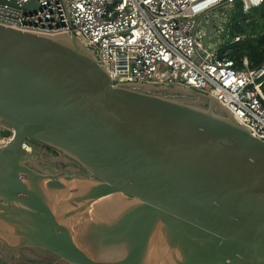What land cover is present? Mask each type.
<instances>
[{
  "label": "water",
  "instance_id": "95a60500",
  "mask_svg": "<svg viewBox=\"0 0 264 264\" xmlns=\"http://www.w3.org/2000/svg\"><path fill=\"white\" fill-rule=\"evenodd\" d=\"M0 122L2 248L69 264H264V140L214 96L115 83L73 32L0 23ZM31 142L86 173L26 158Z\"/></svg>",
  "mask_w": 264,
  "mask_h": 264
},
{
  "label": "built area",
  "instance_id": "2783aa9c",
  "mask_svg": "<svg viewBox=\"0 0 264 264\" xmlns=\"http://www.w3.org/2000/svg\"><path fill=\"white\" fill-rule=\"evenodd\" d=\"M3 1L1 24L45 34L73 32L115 83L183 86L212 95L264 140V60L251 68L244 58L239 68L219 53L227 40L242 39L227 29L236 4L249 13L264 0H6L16 6ZM31 2L36 7L23 8ZM5 131L10 128L0 122V133ZM8 138L0 136V146Z\"/></svg>",
  "mask_w": 264,
  "mask_h": 264
},
{
  "label": "trees",
  "instance_id": "16d2710c",
  "mask_svg": "<svg viewBox=\"0 0 264 264\" xmlns=\"http://www.w3.org/2000/svg\"><path fill=\"white\" fill-rule=\"evenodd\" d=\"M229 19L227 29L230 31V36L243 35L245 38L233 43L227 40L220 49V56L226 53V56L233 59L239 68L243 66L244 58L248 59L251 68L260 66L264 60V3L253 8L249 13H245L241 3H238ZM8 134L11 132H6V135Z\"/></svg>",
  "mask_w": 264,
  "mask_h": 264
},
{
  "label": "flooded vegetation",
  "instance_id": "af4514ba",
  "mask_svg": "<svg viewBox=\"0 0 264 264\" xmlns=\"http://www.w3.org/2000/svg\"><path fill=\"white\" fill-rule=\"evenodd\" d=\"M32 148L38 149V145L34 142L31 143ZM43 148V152H53L54 150L40 144ZM51 150V151H49ZM55 153H57L55 151ZM43 164V163H42ZM82 168L73 161L71 164H66L64 168L58 166L56 170H52L55 173H79ZM86 172L84 171L83 174ZM8 255V256H7ZM0 262L5 264H69L61 260L58 256L45 252L42 250H34L30 248H21V249H10V248H2L0 246Z\"/></svg>",
  "mask_w": 264,
  "mask_h": 264
},
{
  "label": "rangeland",
  "instance_id": "374dc122",
  "mask_svg": "<svg viewBox=\"0 0 264 264\" xmlns=\"http://www.w3.org/2000/svg\"><path fill=\"white\" fill-rule=\"evenodd\" d=\"M222 20H223V22L221 25L224 26L225 22H227L228 19L226 17H223ZM239 36H241L242 39L245 38V36H243V35H239ZM178 97H180L184 100L195 102L194 97H189V96H184V95H178ZM6 132H9V131H5V132L0 133L1 134L0 136L11 137V135H12L11 129H10L11 134H8L9 136L6 135ZM36 144L39 146L38 149H35V148L29 149V151L30 150L31 151L30 152L28 151L25 154L26 158H32L33 160L38 161V163L41 164L43 167H46V168H49L52 170H56L58 168V166L61 168H64L66 164H71V161L69 159H67V157L64 156L62 153L57 152V151H56L57 153H55V150L53 152L51 150H49L51 152H46V151L43 152V148H45V147H42L40 145V143H36ZM31 146H32V144H31ZM80 170L81 171L79 173L84 172L83 169H80ZM0 264H5V263L0 262Z\"/></svg>",
  "mask_w": 264,
  "mask_h": 264
}]
</instances>
